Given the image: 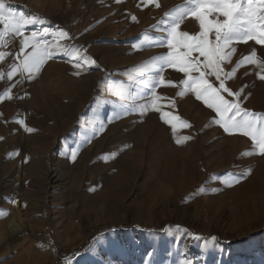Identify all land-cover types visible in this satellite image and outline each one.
Returning <instances> with one entry per match:
<instances>
[{
	"label": "rangeland",
	"instance_id": "374dc122",
	"mask_svg": "<svg viewBox=\"0 0 264 264\" xmlns=\"http://www.w3.org/2000/svg\"><path fill=\"white\" fill-rule=\"evenodd\" d=\"M186 2L3 0L36 18L26 36L95 64L77 70L54 54L31 79L9 80L23 37H0V203L10 217L0 264H264V156L250 138L225 133L193 93L179 96L185 77L171 68L156 87L161 111H125L149 102L158 77L147 62L168 51L143 34L158 36L153 26ZM180 30L198 34L199 23L188 17ZM236 49L227 86L264 116V72L237 64L253 49L264 60V46ZM163 113L179 118L175 132ZM151 180L163 193L155 200Z\"/></svg>",
	"mask_w": 264,
	"mask_h": 264
},
{
	"label": "snow or ice",
	"instance_id": "6c2138e0",
	"mask_svg": "<svg viewBox=\"0 0 264 264\" xmlns=\"http://www.w3.org/2000/svg\"><path fill=\"white\" fill-rule=\"evenodd\" d=\"M143 2L151 3L153 0ZM156 7L160 5L157 3ZM188 17L198 21V34L180 30L182 22ZM34 22L35 17L29 18L23 14L17 16L10 9H6L3 0H0V37L7 34L23 37V59L19 65L11 66L9 80L18 71L21 75L27 74V78L31 79L54 54L68 57L77 70L82 69L85 64H95L94 60L82 57L77 48H69L59 42L49 45L39 40L34 32L30 37L26 36L25 26ZM151 31H156L159 35L153 38L149 32H145L143 37L149 41L147 46L167 48L168 51L147 62L156 68L158 77L150 85L149 102L125 111L138 110L140 115L149 109L161 111L158 103L161 97L156 94V87L165 84L162 73L166 68H171L183 73L185 77L181 81L182 90L178 93L179 96L186 92L193 93L197 100L202 101L218 117L213 123L227 134L238 133L249 137L258 154L264 156V116L242 106V89L233 91L227 86V80L236 74L237 68L225 70L232 63L237 44L254 41L256 45L264 46V0H187L186 5L166 12L164 18ZM60 37H68V33L61 31ZM27 47L32 51L24 52ZM2 58L3 54H0V59ZM237 64H254L264 72V60L258 59L255 49L250 55L237 61ZM79 74V71L74 73ZM259 79L264 80V75H259ZM161 119L170 124L175 132L176 124L173 121L179 122L178 117L163 113ZM183 127L191 126L183 124ZM183 139L187 141L191 137L186 136ZM176 142L180 144L182 141ZM235 182H239V177H235ZM182 264H191V260L182 261Z\"/></svg>",
	"mask_w": 264,
	"mask_h": 264
},
{
	"label": "crops",
	"instance_id": "0c3cea01",
	"mask_svg": "<svg viewBox=\"0 0 264 264\" xmlns=\"http://www.w3.org/2000/svg\"><path fill=\"white\" fill-rule=\"evenodd\" d=\"M7 211L8 208L6 203H0V244L2 243L4 247H6L4 243L8 242L6 231L10 220V217L8 216L9 213ZM13 248H15V246Z\"/></svg>",
	"mask_w": 264,
	"mask_h": 264
},
{
	"label": "bare ground",
	"instance_id": "6f19581e",
	"mask_svg": "<svg viewBox=\"0 0 264 264\" xmlns=\"http://www.w3.org/2000/svg\"><path fill=\"white\" fill-rule=\"evenodd\" d=\"M230 138H231V137H230ZM98 142H99V141H98ZM120 154H121V153H120ZM157 157H158V156H157ZM158 159H159V158H158ZM64 160H65V159H64ZM187 162H188V161H187ZM187 162H186V163H187ZM77 163H78V162H77ZM188 165H189V164H188ZM188 165H187V166H188ZM261 168H262V167H261ZM155 171H158V170H155ZM155 173H158V172H155ZM158 174H159V173H158ZM76 175H77V174H76ZM152 179H153V178H152ZM154 182H155L154 180H151V181H150V184H149L150 187H151V189H152V194H153V195H152L153 199L151 198L152 200H155V199H157L158 197H162V196H163V193L159 192L158 189H157V188H158V186H157L158 183L156 184V182H155V183H154ZM260 247H261V246H260Z\"/></svg>",
	"mask_w": 264,
	"mask_h": 264
},
{
	"label": "trees",
	"instance_id": "16d2710c",
	"mask_svg": "<svg viewBox=\"0 0 264 264\" xmlns=\"http://www.w3.org/2000/svg\"><path fill=\"white\" fill-rule=\"evenodd\" d=\"M96 236H97L96 234L92 235V236L90 237V239L87 240V241L82 245V247L78 250V252H79V253H84V252H86V251L89 249V247L92 245V243H93V241L95 240Z\"/></svg>",
	"mask_w": 264,
	"mask_h": 264
},
{
	"label": "built area",
	"instance_id": "2783aa9c",
	"mask_svg": "<svg viewBox=\"0 0 264 264\" xmlns=\"http://www.w3.org/2000/svg\"><path fill=\"white\" fill-rule=\"evenodd\" d=\"M78 252V251H77ZM79 253V252H78Z\"/></svg>",
	"mask_w": 264,
	"mask_h": 264
}]
</instances>
